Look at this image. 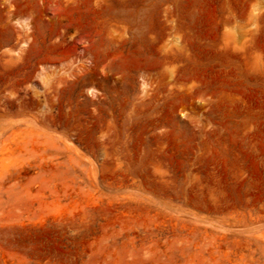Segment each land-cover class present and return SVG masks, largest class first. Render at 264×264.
Segmentation results:
<instances>
[{
  "label": "rangeland",
  "instance_id": "374dc122",
  "mask_svg": "<svg viewBox=\"0 0 264 264\" xmlns=\"http://www.w3.org/2000/svg\"><path fill=\"white\" fill-rule=\"evenodd\" d=\"M0 264H264V0H0Z\"/></svg>",
  "mask_w": 264,
  "mask_h": 264
}]
</instances>
